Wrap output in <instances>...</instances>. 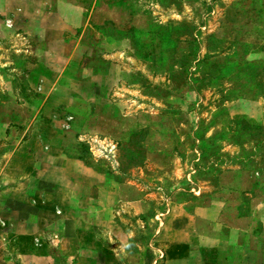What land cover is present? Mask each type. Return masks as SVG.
<instances>
[{
  "label": "rangeland",
  "instance_id": "rangeland-1",
  "mask_svg": "<svg viewBox=\"0 0 264 264\" xmlns=\"http://www.w3.org/2000/svg\"><path fill=\"white\" fill-rule=\"evenodd\" d=\"M238 4L248 25L228 39ZM263 4L0 0V260L229 264L234 251L219 239L230 221L211 197L219 180L223 198L243 182V148L264 131L230 125L228 111L261 119L264 102L227 108L222 86L242 82V54L263 47ZM251 82L260 94L261 77ZM256 216L263 224L261 207ZM258 224L240 232L264 264Z\"/></svg>",
  "mask_w": 264,
  "mask_h": 264
},
{
  "label": "crops",
  "instance_id": "crops-1",
  "mask_svg": "<svg viewBox=\"0 0 264 264\" xmlns=\"http://www.w3.org/2000/svg\"><path fill=\"white\" fill-rule=\"evenodd\" d=\"M250 7V6H247ZM259 7V6H258ZM264 11V4L261 6ZM251 8L255 9L256 5L251 3ZM232 14V19H228V23L231 24V30L229 31L228 39L236 38V36L239 34L238 31H236V28H243L242 31L246 28L248 25L247 19L246 23H242L241 18L247 17V14L249 15V12L246 10V8L243 6V4H238L235 6V9ZM241 17V18H240ZM263 19L261 20V24L259 27H257V30L259 31L258 34L261 36V42L263 47H261L259 52H252L247 51L244 52L243 58L248 60V63L244 65L246 70H242L243 73V81L238 82V79H233L232 77L228 76V78L225 80V83L222 87H225L223 91H227V101H225V106L228 108L230 105L234 104L237 101L240 100H246L247 102H251V104H257L264 102V13L262 15ZM235 18V19H234ZM243 35V34H242ZM238 65V64H237ZM255 69V72H252ZM258 76L261 77V83H260V94L256 93V85L251 82L253 79L257 78ZM220 78H223V76H219ZM243 88H246L245 92H249L248 95H243V99L240 97H235L236 92L242 91ZM231 93V95H230ZM259 95V96H257ZM254 101V103H252ZM261 109H264V106H262ZM228 123H232V119L234 120H243L247 123H250L251 125H259L260 128H263L264 131V115L261 116V119H257L255 116H248L247 114H244L242 117L232 116L230 114V109L228 111ZM235 121V123H236ZM231 125V124H230ZM263 136L260 138V143L258 146H248L247 148H243V151L245 153H248L247 155L251 156L252 158L249 159L250 162V168H247L246 175L243 177L242 183H233L229 182V186L227 187L228 192L227 195L224 194V197H221L219 193V188L222 180H219L217 182L218 191L217 193L212 195V200L214 205L218 208V210H215L218 212L217 218L218 219H224L230 221L229 225L226 224L225 226L229 229V237L224 239H219V242H228L229 250H233L234 253L232 256H230L229 264H255V262L250 259V253L252 249L250 248L251 245H249V234L240 232L242 230L241 226L245 225V223H250L253 220H256V223L259 222L260 226H263L261 220L262 217L258 218L256 216V211L259 210V207H261V211L264 210V199L259 200L258 199V192L263 191L264 192V173L261 177V179L255 180L252 176V173L256 168H252V166L257 165V160L259 163L262 162L261 157L264 156V132L262 133ZM239 153V151H238ZM60 169V168H59ZM261 169L264 171V163L261 166ZM220 171L225 172V169H222ZM229 173L236 174L238 170L236 169H230ZM226 173V172H225ZM58 177V176H57ZM60 178H57V186H60ZM231 194V195H230ZM227 196V197H226ZM246 221V222H245ZM233 222V224H232ZM242 223V224H241ZM258 224V225H259ZM257 231L254 232V236L259 238L256 235ZM244 239L242 236H245ZM264 237V234H263ZM212 240V239H211ZM248 240V241H247ZM217 242L216 239H213V243ZM258 248L257 250L263 251V249ZM0 264H11L8 260L1 258ZM263 264V262H262Z\"/></svg>",
  "mask_w": 264,
  "mask_h": 264
}]
</instances>
